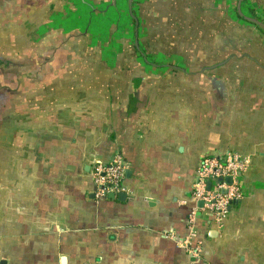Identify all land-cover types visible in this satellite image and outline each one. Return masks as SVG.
Masks as SVG:
<instances>
[{
  "label": "crops",
  "instance_id": "crops-1",
  "mask_svg": "<svg viewBox=\"0 0 264 264\" xmlns=\"http://www.w3.org/2000/svg\"><path fill=\"white\" fill-rule=\"evenodd\" d=\"M239 13L264 25V0H0V263L264 264V31ZM226 152L250 164L217 230L192 185ZM114 155L124 198L98 197Z\"/></svg>",
  "mask_w": 264,
  "mask_h": 264
},
{
  "label": "built area",
  "instance_id": "built-area-1",
  "mask_svg": "<svg viewBox=\"0 0 264 264\" xmlns=\"http://www.w3.org/2000/svg\"><path fill=\"white\" fill-rule=\"evenodd\" d=\"M249 164V157L226 152L219 157L202 159L196 170L192 185V197L197 203H202L200 210L211 215V223L217 230L223 228L232 205L244 199L245 191L242 178L248 170ZM125 172L126 166L118 155H114L108 163L95 164L91 169V178L95 185L96 195L105 197L108 194L124 193L125 188L122 182ZM227 178L231 179L230 184L226 182ZM196 211V209L193 210L188 216L189 234L178 242V245L193 258H198L201 252L198 245L191 246L195 238L194 216Z\"/></svg>",
  "mask_w": 264,
  "mask_h": 264
},
{
  "label": "trees",
  "instance_id": "trees-1",
  "mask_svg": "<svg viewBox=\"0 0 264 264\" xmlns=\"http://www.w3.org/2000/svg\"><path fill=\"white\" fill-rule=\"evenodd\" d=\"M70 55H71L70 58H74V62L76 64H87V65L92 64L93 67H96V65L101 63V60H99L97 57L93 58V54H91L90 51H72L70 52ZM136 59H137V51H123V54H121V59L119 61H115L114 65H118L119 63L122 65H128V66L134 65L135 63H137ZM116 78H117V72L115 71V68L113 67V69L104 68L103 70L101 69V71H97L96 76H94V78L92 79L94 80L93 82H96V81L103 82L107 80L112 81L113 79H116ZM88 89L90 91L92 90L89 86H88ZM55 95L56 97L59 95L60 97H64L67 95V93L60 91V93L57 92L55 93ZM74 95L80 96L82 94H81V91L77 89L76 91H74Z\"/></svg>",
  "mask_w": 264,
  "mask_h": 264
},
{
  "label": "rangeland",
  "instance_id": "rangeland-1",
  "mask_svg": "<svg viewBox=\"0 0 264 264\" xmlns=\"http://www.w3.org/2000/svg\"><path fill=\"white\" fill-rule=\"evenodd\" d=\"M103 53H105L107 59V64H112L113 61L111 59V57H109L110 52L113 51H102ZM137 56L139 58V61L144 63V64H149V65H153V64H163V63H167V62H171L175 63V64H179L178 61L171 59L169 57L163 58V56H159V55H144L143 51H137Z\"/></svg>",
  "mask_w": 264,
  "mask_h": 264
},
{
  "label": "water",
  "instance_id": "water-1",
  "mask_svg": "<svg viewBox=\"0 0 264 264\" xmlns=\"http://www.w3.org/2000/svg\"><path fill=\"white\" fill-rule=\"evenodd\" d=\"M130 3H131V0H129V5H130ZM239 15H240V17H242L244 20H246V21L252 23L253 25H256L257 27H259L260 29H262V30L264 31V25H263L261 22H259L258 20H255V19H252V18L244 17L243 15H241V13H239ZM226 182H227L228 184H230V183H231V179H230V178H227V179H226ZM207 187L209 188V184L207 185ZM107 196H108V197H114V194H108ZM117 197H118L119 199L124 198V193H118V194H117ZM198 206H199V208H201V207H202V203H201V202H198ZM0 264H4V263L2 262V263H0Z\"/></svg>",
  "mask_w": 264,
  "mask_h": 264
},
{
  "label": "flooded vegetation",
  "instance_id": "flooded-vegetation-1",
  "mask_svg": "<svg viewBox=\"0 0 264 264\" xmlns=\"http://www.w3.org/2000/svg\"><path fill=\"white\" fill-rule=\"evenodd\" d=\"M201 162V161H200ZM200 162H199V164H200ZM199 166V165H198ZM198 168V167H197ZM197 170V169H196Z\"/></svg>",
  "mask_w": 264,
  "mask_h": 264
}]
</instances>
